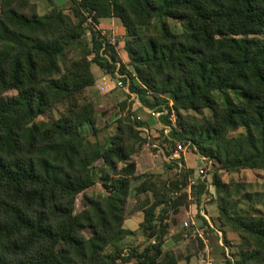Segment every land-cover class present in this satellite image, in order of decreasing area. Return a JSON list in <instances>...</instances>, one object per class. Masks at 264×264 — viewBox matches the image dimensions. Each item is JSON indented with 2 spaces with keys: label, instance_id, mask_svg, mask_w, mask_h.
<instances>
[{
  "label": "trees",
  "instance_id": "obj_1",
  "mask_svg": "<svg viewBox=\"0 0 264 264\" xmlns=\"http://www.w3.org/2000/svg\"><path fill=\"white\" fill-rule=\"evenodd\" d=\"M46 3L39 15L31 0H0V264H176L163 250L166 221L178 214L186 195H173L186 189L193 170L180 156L175 179L137 174L136 159L151 144L128 100L134 95L161 113L166 157L184 144L220 171L264 169V0ZM106 19L125 29L131 71L98 29ZM168 20L184 30L173 31ZM92 65L121 76L128 90L113 131L102 137L95 105L83 97L95 85ZM59 108L57 119H41ZM203 110L209 115H196ZM85 125L89 136L81 133ZM97 183L106 195L74 213L77 196ZM133 183L136 197L152 200L140 207L146 243L126 251L124 240L136 234L124 225ZM211 185L216 222L240 240L224 264H264V215L253 196L240 195L249 204L237 211L230 197L242 185L223 184L216 173ZM191 195L200 212L207 181L198 180Z\"/></svg>",
  "mask_w": 264,
  "mask_h": 264
},
{
  "label": "rangeland",
  "instance_id": "obj_2",
  "mask_svg": "<svg viewBox=\"0 0 264 264\" xmlns=\"http://www.w3.org/2000/svg\"><path fill=\"white\" fill-rule=\"evenodd\" d=\"M32 3L36 4L37 7V13L39 15H43L47 11V3L46 0H31ZM61 8H65L62 7ZM106 22L103 21L102 24H105ZM168 25L171 27L173 31L179 32L183 31L184 27L183 24L179 21H174V20H168L167 21ZM116 27L122 26L120 23L115 25ZM104 32L107 35H110V37L113 35V45H115V50L118 53V56L123 64L126 65V69L128 71H131V68L127 66L128 64V58L126 56V53L124 51V36L120 32H116L114 34L113 30H107V28L103 29ZM102 31V30H101ZM112 33V34H111ZM105 34V36H106ZM112 36V37H113ZM107 37V36H106ZM86 39H89V36L86 37ZM108 39V38H107ZM112 39V38H111ZM98 67L95 65L91 66V71L93 75L95 76L96 82L95 85L92 88H89L85 91L83 97L91 101L96 108L97 111V122L96 126L100 129L102 132V136H105L106 133H111L113 131V126L114 122L117 118L120 117L121 115V110H120V104L124 101H127V87L122 85L121 87H114V83H116V78H111V83L110 84V90L107 92H100L96 87L98 85H102V82H99V77H98ZM128 102L132 103V113L134 116L141 121H144L146 123H151V126L153 125L151 137L148 139L149 143L151 145H156L160 151L163 150L162 148V141L160 138H155L154 136L158 137L157 133H163L162 130L158 127L157 123L158 120L154 119L149 115V113L143 111L141 108H138L137 104L138 101L136 99H133L132 96L128 100ZM134 105V106H133ZM142 107V106H141ZM63 113V109L59 108L56 110L48 111L45 114L41 116L42 120L46 121H51L54 119H57L60 114ZM192 113V112H189ZM208 110H203L199 114H196L198 116H204V115H209ZM195 114V113H193ZM174 120V117H173ZM105 127H107L105 131ZM81 133L84 136H89L91 134V129L88 125H85L84 127L81 128ZM240 133V131L238 132ZM237 134V133H236ZM184 145V144H183ZM165 147V146H164ZM159 149H155L152 147H144L142 154H148L150 153L151 155H155L152 160L147 156V162L148 164H153L157 165V167L153 170L146 171L148 168L144 167L143 170L137 171L138 175L143 174H153L155 175L157 181H169L172 179H175L176 177V170L174 169V161L172 160H165L163 156L159 153ZM169 151H171V147H167ZM173 150V149H172ZM163 153L165 154L164 150ZM141 154V155H142ZM172 157V156H171ZM176 160V158H173ZM201 157L198 155L194 154L193 152L190 151L189 147L187 146V152H186V162L184 161V165L187 169L193 170V177H195L200 169L204 170V180L207 181L209 185V195L204 198L203 202L201 203V208L203 213L208 216L210 223L213 225V227L222 233V238H225L226 241L228 242L227 245L223 243L222 248L216 247L213 249V253H220L222 252L223 254V259L226 258L230 261L233 260L232 253H236L238 250V246L240 244V240L238 235L229 227V226H220L216 222L217 217L219 216V210H218V205L216 202L217 199V193L215 192L214 187L211 185L212 183V175L216 173L219 176L220 181L223 184H227L231 187L233 184H241L242 188L239 192V196H233L230 197L232 201L236 202V210L237 211H242L247 208V205L249 204V201L242 200L240 198V195L243 194H250L253 196V203L255 209H257L261 214L264 215V169H257V170H237V171H220L219 170V164L215 160H208L207 164L204 162V164H201L200 162ZM205 161V160H204ZM204 165V166H203ZM200 178H197L196 181H198ZM137 185V183H133L130 187V195L127 201L126 205V210H125V228L129 229L130 231L136 233L134 236H131L129 238H126L124 240V246L125 250L127 251L128 248L136 247L137 245L139 246H144L146 243L144 237L142 234L138 231V225L141 222L142 218L141 217H135V214L137 212H140L142 206L146 204V199L152 200L151 195H141L139 197L135 196L134 193V188ZM184 191L178 192V194L173 195V197L181 196L183 195ZM181 194V195H180ZM106 195V191L103 188V186L100 183H97L94 187L88 189L85 191L83 194L77 196L76 200L74 201V206H73V212L74 213H79L85 208V203L87 199H98L99 197H103ZM241 199V200H240ZM250 203V204H251ZM196 207L195 201H188L186 198L182 200V206L179 208V215L175 217V214L171 212L167 220L170 222L171 225L178 223H181L180 233L182 234L183 231L182 228V223L187 219V212H190V208L192 206ZM197 210V209H196ZM197 215V212H196ZM134 216V217H133ZM202 217V216H201ZM197 224L198 225H205L202 223L201 218H196ZM218 238L216 234H213V239ZM182 242H185L183 238L180 239ZM212 243L215 242L214 240H211ZM196 243L195 241H191L188 243L189 245L192 243ZM201 246V245H200ZM186 247V246H185ZM199 247V245H198ZM200 248V247H199ZM215 251V252H214ZM221 251V252H220Z\"/></svg>",
  "mask_w": 264,
  "mask_h": 264
},
{
  "label": "crops",
  "instance_id": "obj_3",
  "mask_svg": "<svg viewBox=\"0 0 264 264\" xmlns=\"http://www.w3.org/2000/svg\"><path fill=\"white\" fill-rule=\"evenodd\" d=\"M54 2L56 4V6L61 8L62 5H63V7H67L69 0H54ZM103 21H105L106 23L102 24ZM118 23H119V21L116 20V19L101 20L99 25H98V29L100 31L102 30L101 33L104 36H105L106 33L104 32L103 29L107 28V30H110V31L113 30L114 34L116 32H120L122 34V36H124V38H125V29L122 26H120V27L119 26L118 27L115 26ZM106 36L105 37L108 38V40H113V38H114L113 35H112L113 37L112 36L110 37V35H107V34H106ZM114 47H115V45H114ZM98 71H99L98 72L99 82L103 83V80H105L107 78V75H105V73L103 71H101L100 69H98ZM94 78H95V76H94ZM95 82H96V79H95ZM137 106H138V108H141L143 111H145L147 113L149 112V110L141 107L139 104H137ZM153 125L151 126V123L149 122V123H147L146 127L141 128L142 130L146 131L145 135L148 137V139L151 137V133H152V129L151 128L153 127ZM157 125L160 128V130L163 131V134L166 135V127L162 126L159 122L157 123ZM157 135L159 137L160 133H157ZM154 137L158 138L156 136H154ZM154 146H156V145L153 144L150 147L153 148ZM159 153L167 161L168 160H172V161L174 160L173 159L174 157H173L172 154H171L172 157L171 156L170 157L169 156L166 157L164 155V153H163V150L160 151V149H159ZM141 154L136 159V170L137 171L143 170L144 167L148 168L146 171L153 170V168L155 169L157 167V165L148 164V162H147V158H148L147 156H149V158L154 160L153 158L155 157V155H151L150 156V153L145 154V155H143V154L141 155ZM182 158L186 162V154H184L182 156ZM200 162H201V164H204V160L202 158H201ZM140 174H143V173H140ZM190 209H191L190 212L189 213L187 212V214H188L187 217L189 215H191V214H196V212H197V214L200 215V217L202 216L201 214H204L203 211H202V208H200V212H199L198 210H196L197 208L194 205ZM177 215H179V213ZM177 215H175V217H177ZM138 216L142 218V213L141 212H137V214H135V217H138ZM207 218H208V216H207ZM201 219L203 220L202 223L206 224V220H204L203 217H201ZM208 220H209V218H208ZM125 222H126V220H125ZM209 222H210V220H209ZM166 223L168 225V234H167V236L165 238V241H164V244H163V250L165 252L170 251V252H172L175 255V257L177 258V263L176 264H201L202 247L203 246L200 243H195L194 244L192 242H191L192 244L189 245L188 243H190V240H185L184 239L185 242H182L180 240L181 238H183L182 234L180 233V229H179L181 227V223L180 222L178 223V225H176V224L171 225L170 222L167 220ZM181 230L183 231V229H181ZM211 240H214L215 242L212 243ZM211 240H210V248H211V258L213 260V264H224V259H223L224 256H223L222 252L220 251L221 254L220 253H213V249L214 248H216V247L222 248L219 245V243H218V238L213 239V236H212ZM198 245H199L200 248L198 247Z\"/></svg>",
  "mask_w": 264,
  "mask_h": 264
},
{
  "label": "built area",
  "instance_id": "obj_4",
  "mask_svg": "<svg viewBox=\"0 0 264 264\" xmlns=\"http://www.w3.org/2000/svg\"><path fill=\"white\" fill-rule=\"evenodd\" d=\"M110 44L113 45V41L109 40ZM116 83H114V87H121L123 83L121 82V76L116 75ZM111 83V77L107 76L105 80H103L102 85H98L96 88L100 92H107L110 90V84ZM133 99H135L134 95H131ZM139 104V103H138ZM140 105V104H139ZM149 115L153 117L155 120L159 118L160 114L159 112H152L149 110ZM173 113L170 115L169 120L171 123H174L173 120ZM142 132H146L142 129H140ZM168 128H166V134L168 132ZM153 148L159 149L158 147L154 146ZM187 152V145L183 144H177L175 149L172 152V155L174 158H179L180 156H183ZM203 159V158H202ZM205 160V159H203ZM204 170L200 169L195 177L190 176L187 180V187L184 190V194L186 195V199L190 202L194 201L193 197L191 195V188L197 184L196 179L200 178L199 180H204ZM204 220H206L205 225H198L197 224V215L196 214H191L187 217L185 221L182 223V228H183V233L182 237L185 240H191L195 241L196 243H200L202 247V259H201V264H213V260L211 258V248H210V240L213 236V234H216L218 236V243L221 247L223 246L222 243V233L217 231L213 225L209 222L208 218L206 215L201 214Z\"/></svg>",
  "mask_w": 264,
  "mask_h": 264
}]
</instances>
